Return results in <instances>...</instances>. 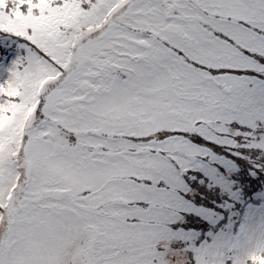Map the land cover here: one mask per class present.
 Returning <instances> with one entry per match:
<instances>
[{
  "label": "snow or ice",
  "instance_id": "snow-or-ice-1",
  "mask_svg": "<svg viewBox=\"0 0 264 264\" xmlns=\"http://www.w3.org/2000/svg\"><path fill=\"white\" fill-rule=\"evenodd\" d=\"M0 264H264V0H0Z\"/></svg>",
  "mask_w": 264,
  "mask_h": 264
}]
</instances>
